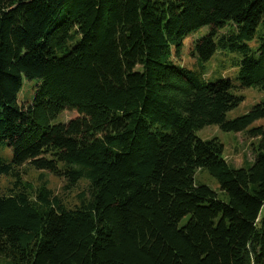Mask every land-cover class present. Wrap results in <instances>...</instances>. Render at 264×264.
I'll return each instance as SVG.
<instances>
[{
	"label": "trees",
	"instance_id": "1",
	"mask_svg": "<svg viewBox=\"0 0 264 264\" xmlns=\"http://www.w3.org/2000/svg\"><path fill=\"white\" fill-rule=\"evenodd\" d=\"M204 26L190 55L237 52V83L172 58ZM238 87L264 91V0H0V264H264V100L228 119ZM208 125L258 137L254 160ZM24 165L86 191L69 207Z\"/></svg>",
	"mask_w": 264,
	"mask_h": 264
},
{
	"label": "rangeland",
	"instance_id": "2",
	"mask_svg": "<svg viewBox=\"0 0 264 264\" xmlns=\"http://www.w3.org/2000/svg\"><path fill=\"white\" fill-rule=\"evenodd\" d=\"M207 26L191 32L184 40L181 52L177 55L172 49V58L181 65L189 68H198L203 71L204 77L208 81H215L218 78L225 77L237 83L238 63L240 55L237 52L218 48L209 61L199 66V63L193 58L189 51L192 42L208 32ZM253 45L257 44L256 40L251 42ZM250 43V44H251ZM35 79H23L21 90L18 94V101L20 103H28L33 100ZM235 93L242 96V101L238 106L230 110L226 117L233 119L249 111V109L257 102L264 100V91L254 87L241 88L238 87ZM75 115V111H62L53 122H66ZM264 126V118L254 122L251 126ZM250 126V127H251ZM196 135L201 139H218L223 145V157L226 161L235 167L245 166L251 163L255 158L256 148L258 145V137L250 136L247 132H225L217 125H208L198 130ZM2 151V150H1ZM5 157H10V150L4 149ZM23 180L31 182L33 187L40 184L41 177L47 180L48 188L54 194L58 195L67 206H74L78 203L79 196L86 191L87 182L81 180L77 186L72 189H64V181L51 173L46 171L41 172L30 166H22ZM195 180L199 183L206 184L212 189L218 191L217 181L209 175L207 170L198 168L194 174ZM11 185V178L0 175V192H6Z\"/></svg>",
	"mask_w": 264,
	"mask_h": 264
}]
</instances>
